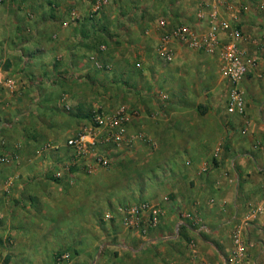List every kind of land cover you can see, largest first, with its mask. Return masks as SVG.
Listing matches in <instances>:
<instances>
[{"label":"crops","instance_id":"0c3cea01","mask_svg":"<svg viewBox=\"0 0 264 264\" xmlns=\"http://www.w3.org/2000/svg\"><path fill=\"white\" fill-rule=\"evenodd\" d=\"M69 1L72 5L81 6L79 8L83 10L88 8L91 10L92 2L94 4V0ZM150 1L149 3L146 0H129L128 2L148 9L154 2V0ZM208 1L168 0L174 3L173 8L182 16L181 23H188V19L192 18L190 23L198 31H205L209 27L206 19H199L197 16L199 10L204 8V4ZM155 2L159 3L157 0ZM117 6L126 8L124 3L113 5V8ZM1 7L0 21H3L1 24L4 25V14L8 10L7 15L12 16L13 7L9 3ZM208 10L209 8L206 7V12ZM220 10L224 21H229L234 15L239 16L240 27L246 36V39L241 41V45L248 53L257 54L258 57L257 63L251 68L249 74L264 75V55L256 45V42L264 35V0H229L220 5ZM116 20L112 17L106 23L108 28L112 25L114 32H119L115 26ZM19 22L18 20L15 23ZM124 22L131 26L127 30L130 28L134 30L131 22L128 23L125 19ZM135 22L137 24V21ZM138 24L140 25V22ZM91 25L97 27L101 26V23L95 26L92 21ZM83 26L81 25V30ZM142 26H148V28L145 34H139L137 37H134L136 32L133 35L130 31L129 33L120 31L121 33H115V36L109 37L113 39L111 43L115 51L113 62L104 60V50H99V42L96 45L91 41L93 37L83 36L77 27L76 31L72 28L64 29V75L69 70L67 66L73 65L76 72L80 69L78 75L83 74L81 79L90 78L89 84L79 82L78 76L70 81L69 90L66 93L68 101H78L79 106L85 107L89 98L98 94L96 91L98 87L93 83L98 86L104 80L109 83L104 71L115 73L117 79L112 81L115 93L110 94L111 98L108 97L109 95H104L103 99L99 96L101 104L107 108L108 112L122 105L129 106L134 111L127 124L126 140L129 147L132 148L135 144L140 145L136 154L142 156L145 150L150 148L141 144L150 143L154 139L157 163L152 167L165 168L164 163L169 161L167 165L170 175L158 173L155 177L156 182L148 178L152 184L147 183L143 195L146 197L145 200L160 207L156 213L157 225L149 226L148 229L151 213L147 211L144 214L143 227L140 229L126 226L109 228L108 233L113 243L106 247L102 256H99L97 264H227L233 248V232L238 229L237 226L243 234H246L247 240L253 243L248 249V264H264V192L262 191L264 114L258 110L252 112V105L255 106V102L258 103L260 90L254 84L250 85L246 77L241 81L242 90L249 95L246 100V111L248 103L251 104V111L245 115L236 114L239 115L237 119L239 123L225 125L223 132L225 134H222L225 143L219 152L220 159L217 160V164H211L210 159L217 144L209 142L213 136L210 138L202 136L195 140L193 131L182 133V131L170 129V133H163L166 128L163 126L166 123L163 121L164 115L159 121L151 124L152 119L162 113L160 107L166 109V106L170 116L168 120L173 119L174 126L181 127L182 121L187 122V104L191 99L186 98L189 96L188 92L192 90L189 75L194 72V69L198 70L197 74H223L220 57L217 54L191 49L179 41H174V59L166 61L158 53L161 34L158 18L154 22L146 21ZM5 34L6 28H3V33L0 34L2 43L0 55L4 52V47L8 45H4V42H10L12 38H5ZM16 34L21 36L20 32ZM221 37L227 39L225 30L221 31ZM86 41L89 42V46L85 48ZM60 43L55 42L54 45H49V50L57 51L56 48ZM46 45L48 43L43 45L44 48L41 46L39 51L31 53V49L21 50L18 41L10 44L11 49H8L9 52L4 55L10 59L5 57L7 59H3L4 62L0 61L2 64L0 81L6 72L17 74L23 64H27L25 68L31 80L34 76L44 78L45 71H52L50 55L54 54L47 50ZM152 46L154 49L151 52ZM87 52L93 53L90 57L95 55L102 62L101 65L98 63L99 68L92 66L90 57L86 58L89 68L83 67V54ZM26 57H29V60L24 63L23 59ZM218 61L219 68L214 64ZM151 77L157 81L150 80ZM158 81L162 86L160 96H157L158 92H155V87L160 85L156 83ZM67 84L65 81L64 88ZM32 87L35 88V94L45 89L42 85L36 87L35 84H28L25 90L27 88L30 90ZM197 88L200 89L199 85L195 89ZM155 99L164 101L157 102ZM250 99L255 100L253 104ZM39 100L45 99H42L40 95L28 98L4 94L2 98L0 97V158H7V161L12 162L0 161V264H51L52 262L49 261L41 262L39 256L45 250L43 247H38L39 241L35 238L38 232H43L47 240H44L45 244L50 242L52 246L57 244L59 247H64L66 243L63 236L59 240L54 236V231L60 234L58 229L55 230L56 227H52L56 218H51V214L55 211L46 208L52 203L54 205L51 206H55L53 196L49 192L51 188L63 184L59 182L62 180L56 177L39 181L34 176L40 172L46 177L45 171L49 172L52 167L51 158L48 162L46 159L45 162L41 160V158L49 157L50 152L49 149H45L38 153L37 138L55 137L63 133L64 124L58 122H62L64 118L55 119L52 114L58 111L54 109H44L39 115L35 110L37 106L35 101ZM47 103L48 101H45V104ZM242 130L245 133H241ZM209 143L211 145L213 143L214 147H210ZM148 153H154V151ZM183 159L186 162L190 160L191 163H184ZM84 163L86 162L82 161V164ZM90 167L86 166L87 169ZM60 172L62 174V171ZM92 180L94 183V177L88 181ZM127 184L129 185L128 181ZM153 184L157 188L155 193L151 192L153 189L148 188ZM83 198L86 200L81 196L77 200L83 201ZM253 205H261L263 211L254 212ZM80 220L84 226V219ZM76 226L79 229L80 225ZM144 227H147L146 232H143ZM78 233L80 237L75 239V248L80 250V255L74 260L82 262L84 250H94L96 243L92 236L90 245L92 244L93 249L89 248L80 240L86 231L78 230ZM49 249L52 250L50 247L46 250ZM34 251H40L39 256ZM44 256L47 257V255Z\"/></svg>","mask_w":264,"mask_h":264},{"label":"rangeland","instance_id":"374dc122","mask_svg":"<svg viewBox=\"0 0 264 264\" xmlns=\"http://www.w3.org/2000/svg\"><path fill=\"white\" fill-rule=\"evenodd\" d=\"M112 1L110 0L109 3L106 4L104 10H102L98 16L94 17V19L97 20L98 25L101 23V26L97 27H93V25H91L92 21L94 24H97L95 23L96 21L92 19V10L89 8L83 10L82 8H79L81 6L72 5V2L69 0H2L0 4V9L2 8L1 5L6 6L8 3L13 7L12 16L7 15L8 10L4 14L5 24L2 25L1 23L3 21H0V34L3 33V28H6L5 38L12 37L10 42H4V45H8L4 47V52L0 55V61L4 62L3 59H10V57L4 55L9 52L8 49H11L9 45L14 42L16 43V41L19 42L21 50L31 49V53L39 51L40 47H43V45L47 43V50L49 52H53L52 49L49 50V45H54L55 42L60 43L61 41L56 48L58 50L54 51V54L50 55V65L52 64V71H45L44 78L34 76L31 80L29 73L25 68L27 64H23V67L20 68L17 74H15V72L10 74L6 72L0 81L1 98L4 94L17 97L20 95V97L28 98H34L37 95H40L42 96V99L45 100L35 101L37 102L35 110L39 113V115L44 109H54L58 111V113L56 112L52 114L55 119L64 118L62 122H58L64 124L63 133H60L55 137L41 136L36 140L38 153L44 151L45 149H49L50 152L49 157H44L43 159L41 158V160L45 162L46 159L48 162L51 158L50 162L52 165L49 172L45 171L47 172L46 177L40 172L34 175L36 180L42 181L45 178L60 177L62 181L59 182L60 184L63 183L56 188H51L52 190H50L49 193L53 196L52 198L55 202V206H51L54 205L52 203L46 208L47 210L55 211V213L51 214V218H56L52 227H56L55 230L58 229L60 234L57 233V231H54V236L57 237L58 240L61 236H63L66 241V243H64V247H59L57 244H53L52 246V243L50 242L48 244L43 243L44 240H46L43 232L36 233L35 238L39 241L38 247H43L45 250L41 252V256H39L40 251H34L36 255L41 258V262L49 261L52 262L51 264H97L100 259L99 256H102L106 247L113 243L110 239L111 235L108 233V229L112 227L126 226L124 223V214L119 208L129 203L138 204L142 201H147L145 200L146 197L143 195L145 193V189L147 188V183L150 185L152 184L149 180L151 179L153 182H156L155 177L158 173L170 175L169 167L167 165L169 161L164 163V166H166L165 168L158 167L155 169V167H152L157 163L156 145L154 139L150 143L141 144L150 148L146 149L145 153L142 154V156L140 155L141 157L136 154L138 153L137 149L140 148V145L138 146V144H135V146L130 148V145H128L126 141H123L121 144L117 142L105 143L103 138L106 133H98V138L100 139L99 144L93 153L88 154L87 157L85 156L86 158H78L80 156L76 155V153L66 144L68 137L77 134V132L85 126L93 125L91 116L88 117V115H92L93 112L99 109L108 111L107 108L101 104L99 96H102L103 99L104 95H109L108 97L111 98L110 94L112 95L115 93V86L112 81L117 78L115 73L104 71L106 80L109 83H106L105 80L102 84L99 83V86L96 83H93V85L98 87L96 90L98 91V94L94 97L91 96L89 101L86 102L87 105L85 107L79 106L78 101H68L66 93L69 90L68 86L70 81L79 77V82L82 81L89 84L90 78L85 77L84 80L81 79L83 78V74L82 76L80 74L78 75L77 73H79L80 69L76 72V68L72 67L73 65L67 66L69 70H67V74L64 75V29L72 28L73 31H76L78 28V31L83 36L87 35L93 37L94 39L91 41L96 45L99 42V50H104V60L113 62V53H115V51L111 43L113 39H110V36H115L116 34L121 33L120 31H125L124 33L130 31L133 32V35L134 32H136L134 37L139 36V34H145L148 26H142L143 23L145 24L146 21L154 22V20L160 16H166L171 25L182 22L180 21L182 16L179 11L173 8V6H175L174 3L168 2V0H157L159 3H156L154 0L153 5L150 4L148 9L139 4H132V2H128L129 0ZM146 1L149 3L150 0ZM123 3L126 8L122 9L120 6L113 8V5ZM92 5L94 7L93 2ZM93 7L91 8L93 9ZM113 14H115V16H113ZM18 15L21 20L17 18ZM112 17L117 19L115 26L118 28L117 31L119 32H114L111 28L112 25H109L110 28H108V23L106 22L107 20L109 22ZM124 19L128 23L131 22L132 25H134V30L131 28L130 30H127L128 27L131 26H128V24L124 22ZM190 19H188V23L192 22ZM18 20L20 22L15 23L18 22ZM135 21H137V24ZM138 22H140V25ZM81 25H84L82 30L80 29ZM16 32H20L21 36H18ZM1 44L2 43L0 42V47L2 46ZM88 46L89 42L86 41L84 43V47L86 48ZM102 46H104L105 49H102ZM153 49L154 46L151 47V52ZM92 51L93 50H91V52ZM91 52L83 54L84 60H82V63L85 68H89L90 66L88 61H86V58L88 59L90 55L93 54ZM2 55L4 57H2ZM28 60L29 57H26L23 59V62L27 63ZM90 60H93L92 62L90 61V63L95 67H98V63L100 65L102 63L95 55H92ZM214 64H216L218 68L220 67L219 61ZM6 67L7 66H5V68ZM0 68H2L1 63ZM196 71L198 70L194 69V72L189 75L191 80L190 83H192V90L188 92L189 96L186 98L191 99L187 104V122L184 123L182 121L180 123L181 127L174 126V120H168L169 113L167 111V106L165 107L166 109H164V107H160V111L162 113L159 115L157 114L156 118L152 119L151 116L149 117L153 120V123L151 124L153 125L156 121H159L162 115H164L163 121L166 123L163 126L166 128L163 130V133H170V129H172V131H182V133H192L193 131L195 140H198L202 136H209V138L213 136L209 142H213L214 144L217 143L215 149L213 150L212 158L210 159V161H212L211 164H214L215 160L220 159L219 152L225 143L222 137V134H225L223 133L225 125H230L231 123L235 125V123H239L237 120L239 115L231 114L227 110L228 82L224 78L223 74H197ZM251 74L246 76V78L249 79L248 82L250 85L254 84V86L260 90V97L257 98L258 103L255 102V106L252 105V112H257L258 110L260 113L264 114V103H261L264 101V75L257 76ZM64 80L68 83L66 88H64ZM150 80L157 81L154 77H151ZM40 82H42V84ZM156 83L159 85L160 81ZM28 84H35L36 87L42 85L45 89L39 91L38 94H35L34 87L30 90H28V88L25 90ZM198 85L200 89H195ZM160 86L161 84L155 87V92H158L157 96H160V93L162 92V86ZM164 89L166 90V88ZM36 91H38V89H36ZM245 94L247 100L249 95H247L246 91ZM159 100L162 101L163 99H155L157 102ZM250 100L252 101V104L255 101L253 99ZM45 101H48V103L51 104H45ZM260 103L262 104L261 107ZM250 105L251 104L248 103V109L245 114H248L247 112L251 111ZM241 133L245 132L242 130ZM213 143L212 145L209 143L210 147H214ZM136 150L137 152H135ZM151 151H154V153H148ZM130 152L133 153L130 154ZM95 153L108 154L110 159L109 163L106 165L100 163L97 164ZM10 161L11 160H5L2 162L12 163ZM82 161H85L86 163L82 164ZM183 161L184 163L186 162L185 159H183ZM187 162L188 164L191 163L190 160ZM86 166L91 167L87 169ZM60 171H62V174ZM55 173L57 174L55 175ZM62 175L63 177H61ZM93 177L95 178L94 183L93 180L88 181ZM127 181L129 182V185L127 184ZM133 187L135 190H132L134 189ZM148 188L153 189L151 191L152 193H155L157 189L154 184ZM79 196L85 197L86 200H84V198L83 201L80 199L77 200ZM161 197L163 196L161 195ZM36 206L38 208V203ZM181 212H183V210ZM80 219H84V226L80 223ZM78 224L80 225V227H78L79 229H77L76 226ZM78 230L86 231L85 235L80 238L84 245H88L89 248L93 249L92 244L90 245V239L92 236L95 238L96 243L94 250H84V261L82 262L74 260L75 257L80 255V250L75 248V239L80 237V232L78 233ZM47 247L52 248V250H46ZM44 255H47V257Z\"/></svg>","mask_w":264,"mask_h":264},{"label":"built area","instance_id":"2783aa9c","mask_svg":"<svg viewBox=\"0 0 264 264\" xmlns=\"http://www.w3.org/2000/svg\"><path fill=\"white\" fill-rule=\"evenodd\" d=\"M110 0H97L94 4V11H99ZM2 0H0L1 4ZM229 0H209L204 4V8L199 10V19L207 20L209 27L205 31L196 30L190 23H183L177 27H170L167 17L158 18V26L161 30L158 47L159 55L166 61H172L175 53L172 44L179 41L181 44L199 51L210 54H217L221 60V70L223 76L228 81L227 110L231 114L243 115L246 113V98L240 83L250 72L251 68L257 63V54L253 55L242 47L241 41L246 39L244 32L239 24V16L234 15L229 21H224L221 17L220 5ZM206 7L209 10L206 12ZM225 30L227 39L221 37V31ZM259 51L264 55V35L256 42ZM105 49L104 46L101 47ZM134 111L127 105H122L118 109L108 112L97 110L92 114L93 125L85 126L77 134L68 137L66 144L79 155L78 158H86L88 154L94 152L100 139L98 133H106L103 140L105 143L126 141L127 124ZM128 144V143H127ZM86 156V157H85ZM96 163L106 165L109 163V155L106 153H95ZM7 161L1 158L0 161ZM1 161V162H2ZM264 191V182H263ZM254 212H262L261 205H253ZM124 214V223L128 228L143 227L144 214L150 212L149 226L157 225L156 213L160 207L149 201H142L138 204H126L119 208ZM144 227L143 232H146ZM233 232V248L227 264H248V249L253 245L243 234L239 226Z\"/></svg>","mask_w":264,"mask_h":264},{"label":"trees","instance_id":"16d2710c","mask_svg":"<svg viewBox=\"0 0 264 264\" xmlns=\"http://www.w3.org/2000/svg\"><path fill=\"white\" fill-rule=\"evenodd\" d=\"M96 1L97 0H94V4L96 3ZM106 6V5H105ZM105 6L102 8V9H100L99 11H94L93 9H91L92 10V12H91V16L93 17L92 19H94V17L95 16H98V14L99 13H101L102 12V10H104V8H105ZM94 8V7H93ZM95 20V19H94ZM96 22L95 23H98L97 22V20H95ZM183 23H185V22H183ZM183 23H179V24H176V25H171V23H170V27H177L178 25H180V24H183ZM95 26H96V24H95ZM172 46H173V48L172 49H174V43L172 44ZM174 53H175V51H174ZM161 57V56H160ZM162 58V57H161ZM250 73V72H249ZM248 73V74H249ZM247 74V75H248ZM101 110V109H100ZM95 112H93V114H94ZM90 116H92V115H88V117H90ZM214 164H217V160H215V163ZM262 191H263V186H262ZM264 192V191H263ZM200 216V215H199ZM185 226V225H184ZM147 227H148V229L150 228V227H152V226H150L149 227V225H147ZM183 227V226H182Z\"/></svg>","mask_w":264,"mask_h":264}]
</instances>
